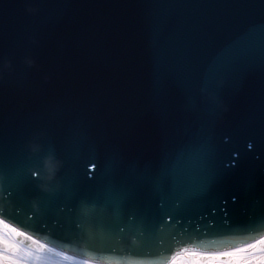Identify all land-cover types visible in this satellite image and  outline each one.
<instances>
[{"label": "snow or ice", "instance_id": "snow-or-ice-1", "mask_svg": "<svg viewBox=\"0 0 264 264\" xmlns=\"http://www.w3.org/2000/svg\"><path fill=\"white\" fill-rule=\"evenodd\" d=\"M17 7L22 16L15 30L0 25V264H264V0H64L55 6L19 0ZM52 7L54 14L47 12ZM127 7L138 10L133 23L142 29L149 61L142 101L130 110L115 88H127L119 77L135 72L134 57L124 15L112 11ZM41 10L40 29L60 30L66 82L43 99L29 87L36 59L25 55L27 67L19 68L12 60L32 24L25 14ZM28 39L37 50L45 43L37 35ZM109 41L119 42V50ZM241 97L243 116L224 131ZM47 156L59 166L45 188ZM225 180L238 190L234 201L251 205L255 238L240 246L215 239L180 246L168 222ZM21 202L30 205V223L6 218ZM54 211L64 229L56 239L25 230H46L35 218ZM69 236L84 246L60 243Z\"/></svg>", "mask_w": 264, "mask_h": 264}, {"label": "water", "instance_id": "water-1", "mask_svg": "<svg viewBox=\"0 0 264 264\" xmlns=\"http://www.w3.org/2000/svg\"><path fill=\"white\" fill-rule=\"evenodd\" d=\"M114 2L115 0H111ZM119 4H135V3H143L144 0H117ZM19 0H3V15L2 22L0 25H3L4 28L9 31L11 34L15 28L21 22L22 10L17 7ZM86 4H90L93 2H87ZM91 10V9H90ZM112 11L123 14L122 19L125 20V23H130L135 20L137 15V9L127 7V8H119L112 9ZM84 13V12H80ZM28 15L32 21L33 25L40 26L43 20L42 10L37 13L35 16ZM33 25H29L24 33L23 40L25 41V46L20 48L15 55L12 57V60L16 61L17 54L20 52L23 55H32L38 52L41 56L45 57V54L51 56H57L53 51L49 50L51 46L50 39L36 27ZM238 25H233L232 28L226 29L223 33V38H227L232 31H234ZM31 35H37L38 37L45 39V43L37 50L35 47H31L30 40L28 39ZM118 44V43H117ZM119 45V44H118ZM29 47H31V51H29ZM211 50H209L210 54ZM49 57V56H47ZM123 60V58H121ZM140 66L142 68L149 69V61L141 60ZM122 79L124 83H127V88L125 90L126 93H135L137 94L140 89H143L142 86L145 85L148 81V76H135L133 75V80L138 84H130L129 79L126 77V72L122 71ZM140 98H134L131 94V98L129 101L130 108L134 107L136 104H139L137 101H140ZM244 111V101L243 98H238L233 101V110L230 115L227 117L225 121V125L223 130L230 131L231 124L233 121L238 120L235 116V111ZM149 117H145L147 120ZM242 143L237 144V147L242 148ZM221 163L223 165L228 164L227 156ZM250 159V158H249ZM102 172L101 170L97 171V177ZM42 180V176H41ZM237 189H234L230 184L225 181H218L207 193H205L199 201L191 208L194 209L198 207L196 212L186 213L183 216H178L175 222L169 221L171 224V228L169 231L173 233L176 241L181 242L180 246H183L185 242H191L193 240H199L202 236L206 238L210 237H220L230 234H241V233H250L252 232L249 228V221L252 216V207L251 205H246L243 200L234 201L232 199V195L237 193ZM20 208H22V202L19 204ZM29 210V209H28ZM30 211V210H29ZM198 214L200 216H204L207 219H203L201 217H197ZM228 223H225V221ZM226 226V228H224ZM210 227V228H208ZM217 227V228H214ZM227 232V234H226ZM259 230H256V233ZM189 237L192 239L189 240ZM176 245H173V249Z\"/></svg>", "mask_w": 264, "mask_h": 264}, {"label": "clouds", "instance_id": "clouds-1", "mask_svg": "<svg viewBox=\"0 0 264 264\" xmlns=\"http://www.w3.org/2000/svg\"><path fill=\"white\" fill-rule=\"evenodd\" d=\"M27 62L31 63L32 61L29 58ZM29 147L32 150H37L39 148V145L30 142ZM58 166H59V161L54 160L51 156L45 157L44 168H43V172L41 173L42 181H43L41 187H45V188L49 187L48 182L52 181L55 178V172Z\"/></svg>", "mask_w": 264, "mask_h": 264}]
</instances>
